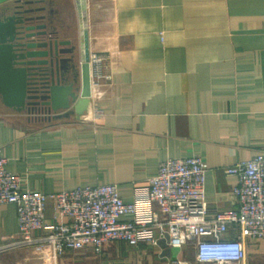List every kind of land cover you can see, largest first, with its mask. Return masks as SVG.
Listing matches in <instances>:
<instances>
[{
  "label": "crops",
  "instance_id": "1",
  "mask_svg": "<svg viewBox=\"0 0 264 264\" xmlns=\"http://www.w3.org/2000/svg\"><path fill=\"white\" fill-rule=\"evenodd\" d=\"M41 5L55 29L81 23L76 0ZM84 14L90 54L107 56L111 78L92 89V106L80 119L18 112L0 95V157L7 169L25 189L56 194L116 185L132 203L162 162L198 156L209 165L210 214L234 208L238 179L226 169L264 150V0H84ZM95 106L105 111L98 121ZM46 215L55 216L52 200ZM18 232L16 205H1V238L16 239ZM113 244L124 256L126 249L141 251L146 264L196 256L193 245ZM251 253L264 260V240L250 241L249 264ZM36 258L21 248L1 254L0 264Z\"/></svg>",
  "mask_w": 264,
  "mask_h": 264
},
{
  "label": "built area",
  "instance_id": "2",
  "mask_svg": "<svg viewBox=\"0 0 264 264\" xmlns=\"http://www.w3.org/2000/svg\"><path fill=\"white\" fill-rule=\"evenodd\" d=\"M107 59L90 54L92 89L110 80L105 73ZM104 115L102 108H93L94 121ZM208 169L198 156L167 159L148 186L137 187L135 201L126 203L116 185L56 194L25 189L21 177L7 169V159L0 157V206L16 205L19 222L16 239L5 241L0 236V255L30 248L43 264H59L67 253L92 251L100 256L117 242L138 247L165 241L175 249L195 248L194 261L173 264H249L250 241L264 240V150L226 169L238 179L233 188L236 204L214 215L206 199ZM51 200L55 216L48 220Z\"/></svg>",
  "mask_w": 264,
  "mask_h": 264
},
{
  "label": "water",
  "instance_id": "3",
  "mask_svg": "<svg viewBox=\"0 0 264 264\" xmlns=\"http://www.w3.org/2000/svg\"><path fill=\"white\" fill-rule=\"evenodd\" d=\"M43 3L0 0V95L18 112L80 119L92 106L84 0H76L80 25L65 31L52 26Z\"/></svg>",
  "mask_w": 264,
  "mask_h": 264
},
{
  "label": "rangeland",
  "instance_id": "4",
  "mask_svg": "<svg viewBox=\"0 0 264 264\" xmlns=\"http://www.w3.org/2000/svg\"><path fill=\"white\" fill-rule=\"evenodd\" d=\"M1 106V104H0ZM112 246H108L105 249V252L102 255H96L94 253H88L87 255L84 254H72L68 255L64 259L63 264H140V263H147V259L145 257H139L142 252L126 249L124 256L120 250H117L114 246L115 244H111ZM192 250L186 251V260H190V256L192 255ZM143 255V254H142ZM251 264H264V260H258L254 253H251ZM32 264H43L42 260L39 258L32 259L30 261ZM156 264V263H155Z\"/></svg>",
  "mask_w": 264,
  "mask_h": 264
},
{
  "label": "flooded vegetation",
  "instance_id": "5",
  "mask_svg": "<svg viewBox=\"0 0 264 264\" xmlns=\"http://www.w3.org/2000/svg\"><path fill=\"white\" fill-rule=\"evenodd\" d=\"M12 4H13V3H12ZM2 9H3V7L1 6V7H0V18H1L2 15H3V14H2Z\"/></svg>",
  "mask_w": 264,
  "mask_h": 264
}]
</instances>
